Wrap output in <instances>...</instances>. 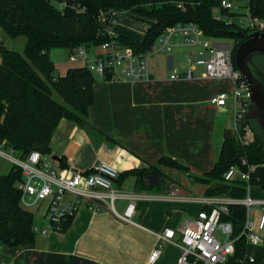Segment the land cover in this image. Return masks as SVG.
<instances>
[{
	"label": "crops",
	"instance_id": "crops-1",
	"mask_svg": "<svg viewBox=\"0 0 264 264\" xmlns=\"http://www.w3.org/2000/svg\"><path fill=\"white\" fill-rule=\"evenodd\" d=\"M109 14L100 19L101 23ZM113 16L126 22H137L119 13ZM115 27L116 24L112 32L117 35ZM146 30L147 27L142 37ZM195 50L180 47L171 54L154 55L149 61L150 80L129 82L94 75L95 100L89 109V124L82 126L63 119L52 137L51 153L44 155L46 161L64 171H90L97 164L107 163L121 174L148 168L162 158L170 157L194 173L209 171L214 167L229 131L219 118L230 111V100L221 109L211 104V99L223 92L231 93L234 84L231 80L206 78L204 67L191 61ZM179 58L185 63H179ZM70 64L58 76L83 66L70 67ZM173 74L180 77L172 79ZM231 108L233 112L232 105ZM233 129L234 123L232 132ZM55 156L60 160H53ZM62 159L65 168L61 167ZM168 169V166L160 167L161 172ZM128 180L131 185L125 187ZM167 183L168 192L176 197L167 199L168 192L136 191V179L131 176L123 183L115 182V189L124 194L165 197L148 202L145 211L137 205L132 223L120 220L107 210L93 212L86 203L79 207L67 230H47L49 220L42 223L35 216V227L47 232L37 233L34 247L12 248L0 242V264H150L158 235L173 230L177 241L178 230L202 209H209L202 204L201 198L195 199L174 183ZM189 201L198 202L199 210L195 214L187 211L184 202ZM117 202H121L122 212L118 211ZM116 203L118 215L124 216L129 201L118 200ZM47 208L48 202L43 217ZM180 254L177 246L166 243L155 264H177Z\"/></svg>",
	"mask_w": 264,
	"mask_h": 264
},
{
	"label": "trees",
	"instance_id": "trees-1",
	"mask_svg": "<svg viewBox=\"0 0 264 264\" xmlns=\"http://www.w3.org/2000/svg\"><path fill=\"white\" fill-rule=\"evenodd\" d=\"M249 7L255 17L264 20V0H249ZM216 11L224 12L221 0H0L2 31L13 39H27L23 53L0 44V145L5 143L22 158L32 151L48 155L52 137L63 119L82 126L89 124V109L95 100L94 74L82 66L56 77L51 52L65 49L70 53L80 46L99 47L111 40L100 22L102 13H119L147 25L142 41L124 35L116 37L137 51L150 49L166 28L192 22L210 38L233 40L235 60L238 47L251 35L217 21ZM261 66L264 70V64ZM55 94L61 102L54 98ZM244 124L253 130V142L242 145L236 136L226 139L214 167L203 176H193L182 163L164 157L148 168L121 173L117 183L131 176L136 179V191L166 193L164 184L168 178L160 167L168 166L206 186V197L243 199L246 182L228 184L223 176L232 166H241L245 158L258 167L252 184L264 191V131L247 119ZM61 167H67L64 159ZM151 174H159L164 182L148 184L146 178ZM22 180V170L16 166L0 175V242L12 248L34 247L37 239L35 214L21 205L18 185ZM138 206L145 211L148 202H139ZM246 218L245 206H229L225 220L233 224L235 238L241 234ZM72 219L65 222L63 230L71 226ZM246 253H254V264H264V244L251 247L244 237L237 240L235 255L228 264H236Z\"/></svg>",
	"mask_w": 264,
	"mask_h": 264
},
{
	"label": "built area",
	"instance_id": "built-area-1",
	"mask_svg": "<svg viewBox=\"0 0 264 264\" xmlns=\"http://www.w3.org/2000/svg\"><path fill=\"white\" fill-rule=\"evenodd\" d=\"M181 8V5L178 6ZM221 10L214 16L217 21L226 25H235L239 30L254 33H264V20L255 17L250 10L249 0H221ZM107 16L102 25L111 40L99 47L80 46L69 53V61L82 63L94 75L107 79L138 82L151 79L150 59L157 54H170L176 48H195L191 54L193 64L204 67L205 77L216 80H231L234 84L232 92H223L211 99V104L224 109L228 100L232 101L234 116V136L242 145H248L254 140V132L249 125L244 124L251 107V93L247 80L235 66L234 47L205 35L204 31L192 22L178 23L166 28L152 47L146 51H137L119 42L112 32L117 23L114 12ZM106 13H102L100 19ZM101 22V21H100ZM173 74L172 79H178ZM191 77V73H189ZM0 158L22 170L23 180L18 188L22 192L21 205L28 208L40 207L42 202H48L46 219L49 229H63V225L74 217L79 207L86 203L93 212L107 210L120 220L132 223L139 202H150L163 199V196L124 194L116 190L115 182L120 171L113 165L100 163L90 171L59 170L54 163L47 162L39 151H32L22 158L14 149L0 145ZM258 167L250 165L242 158L241 166H232L223 176V181L233 184L237 181L246 182V196L243 199L229 197H205L201 200L209 210L202 209L197 216L187 221L178 230H166L158 235L156 246L150 256L149 263L155 264L166 243L177 246L180 257L177 264H228L235 255L236 242L244 237L251 247H261L264 244V201H256L252 197V178ZM256 186V185H254ZM118 200H128L129 204L124 216H119L115 208ZM230 205H243L247 218L243 230L234 237V227L225 220L229 215ZM260 205L258 215L252 220V206ZM257 214V213H256ZM35 227L36 233H46ZM254 253H246L236 264H254Z\"/></svg>",
	"mask_w": 264,
	"mask_h": 264
},
{
	"label": "rangeland",
	"instance_id": "rangeland-1",
	"mask_svg": "<svg viewBox=\"0 0 264 264\" xmlns=\"http://www.w3.org/2000/svg\"><path fill=\"white\" fill-rule=\"evenodd\" d=\"M117 23H116V27L114 28V33L119 35H129L130 37H133L137 40H140L141 38L143 39L144 37H142V32L144 29H146L147 25H141L144 24L143 22H126L123 21V19L121 17H117ZM145 27V28H144ZM148 28V27H147ZM26 37H18L16 39H13L11 37H9L4 31H2V29L0 28V44L5 43V46L8 47L10 50L18 52V53H23L26 47ZM222 43L225 44H232L233 40L228 39L225 41H221ZM171 54V53H170ZM188 56V54H187ZM189 57V56H188ZM51 59L53 60V62L57 65L56 66V72L55 75L56 77L58 76L59 73L64 72L66 65H68V63L70 64L69 61V51L65 50V49H55L51 52ZM179 63H185L181 58L178 59ZM82 65V63H76V64H70L69 66H78V65ZM62 69V70H61ZM99 77V76H97ZM54 98L58 101L61 102V99L55 94ZM231 105H232V101L230 100V107H229V112H225L224 114H222L219 118L220 122L227 125V129L231 130L233 128V123H234V118H233V112L231 111ZM224 133L222 134L223 137ZM12 165L7 162L6 160L0 158V175L2 174H7L9 172V170L11 169ZM170 169H168L165 172H162L163 175H165L166 178H168V180L165 182V186H167V182L169 181H173L174 184L181 190H185L187 191V194L192 196L195 199H200L201 200L203 198L206 197L205 195V186L195 182L194 179H192L191 177H189V174L187 173H183L182 171H179L173 167H168ZM189 168V167H188ZM212 167L210 168L209 171H211ZM206 172H209L207 170H204ZM206 172H202V174L199 173H194L190 170L189 168V173L192 174L193 176H203ZM131 181H127L125 187H127L128 185L130 186ZM170 183V182H169ZM153 196V195H151ZM176 197L175 194H173L171 191H169L166 194V198H174ZM252 197L254 200L256 201H264V191L258 187V186H252ZM172 200V199H170ZM46 203L47 202H42L40 204V208H28V210L30 212H33L35 214V216L37 217L38 220H40V222L42 223H46L47 219L46 217H43V212H45V208H46ZM187 203V211H189L190 213H196V211L199 210V206L198 202L195 201H189V202H184ZM117 209L118 211L122 212V208H121V202H117L116 203ZM261 208L260 205H253L252 206V220L255 218V216L258 215V212ZM39 210V211H38ZM257 213V214H256ZM41 237L38 236V239H40Z\"/></svg>",
	"mask_w": 264,
	"mask_h": 264
},
{
	"label": "water",
	"instance_id": "water-1",
	"mask_svg": "<svg viewBox=\"0 0 264 264\" xmlns=\"http://www.w3.org/2000/svg\"><path fill=\"white\" fill-rule=\"evenodd\" d=\"M257 54L264 55V33H254L248 40L244 41L237 49L235 62L249 84L251 93L250 111H253V115L259 117L260 127L264 131V88L257 82L248 65L251 56ZM246 119L250 121L249 116ZM225 138L232 140L233 132L231 130L227 131ZM53 160L59 161L60 158L55 156ZM146 181L148 184L157 185L162 183L163 179L159 174H151L147 176Z\"/></svg>",
	"mask_w": 264,
	"mask_h": 264
},
{
	"label": "flooded vegetation",
	"instance_id": "flooded-vegetation-1",
	"mask_svg": "<svg viewBox=\"0 0 264 264\" xmlns=\"http://www.w3.org/2000/svg\"><path fill=\"white\" fill-rule=\"evenodd\" d=\"M261 64H264V55H260V54L253 55L248 60V65L250 67V70L253 73V76L255 77L257 82H259L261 86L264 88V70ZM248 116H249L250 122L256 123L260 126L259 117L253 115V111L251 112L249 110Z\"/></svg>",
	"mask_w": 264,
	"mask_h": 264
}]
</instances>
